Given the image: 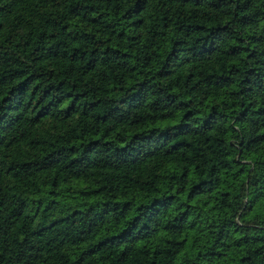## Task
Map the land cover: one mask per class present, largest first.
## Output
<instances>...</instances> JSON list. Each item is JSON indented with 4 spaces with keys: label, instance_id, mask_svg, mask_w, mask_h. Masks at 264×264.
Listing matches in <instances>:
<instances>
[{
    "label": "trees",
    "instance_id": "trees-1",
    "mask_svg": "<svg viewBox=\"0 0 264 264\" xmlns=\"http://www.w3.org/2000/svg\"><path fill=\"white\" fill-rule=\"evenodd\" d=\"M0 264H264V0H0Z\"/></svg>",
    "mask_w": 264,
    "mask_h": 264
}]
</instances>
